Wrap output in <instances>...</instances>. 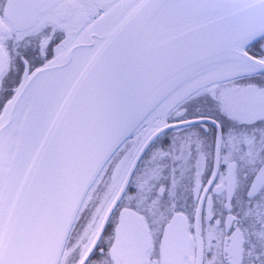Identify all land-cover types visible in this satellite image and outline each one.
Wrapping results in <instances>:
<instances>
[{
  "label": "snow or ice",
  "instance_id": "6c2138e0",
  "mask_svg": "<svg viewBox=\"0 0 264 264\" xmlns=\"http://www.w3.org/2000/svg\"><path fill=\"white\" fill-rule=\"evenodd\" d=\"M0 264H264V0H0Z\"/></svg>",
  "mask_w": 264,
  "mask_h": 264
}]
</instances>
